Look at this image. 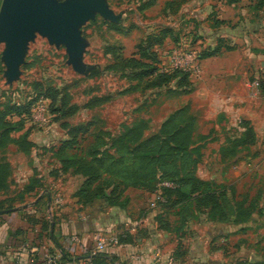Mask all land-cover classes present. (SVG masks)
Returning a JSON list of instances; mask_svg holds the SVG:
<instances>
[{"label":"rangeland","instance_id":"1","mask_svg":"<svg viewBox=\"0 0 264 264\" xmlns=\"http://www.w3.org/2000/svg\"><path fill=\"white\" fill-rule=\"evenodd\" d=\"M106 1L120 20L112 23L96 14L93 20L80 27L81 36L87 43L81 72L68 63L64 46L50 45L46 38L36 34L27 46L19 76L8 83L3 62L4 44H0V114L13 107L23 110L39 93L57 89L61 96H67L71 104L80 107L65 121L74 126L95 120L94 132L105 133V145L101 150L108 152L113 159L118 158L117 162L121 161L119 167L105 171L107 176L113 177L105 194H109L114 185L116 194L112 201H107L102 194L90 200L76 195L84 177L72 169H62L56 151L68 136L60 122L53 121L52 115L50 124L42 129L26 120L22 129L10 131V140L0 147V161L11 163L12 175L27 178L18 185L10 176L3 188L5 191H0V209L39 203L44 210L48 204L53 206L54 213L61 210V216L80 217L86 207L101 212L114 208L137 231L145 221L151 222L154 231L162 232L165 239L170 238L172 251L163 255L184 258L190 243L189 236L186 238V226L190 228L192 218H198L199 214L205 222L214 221L217 214L210 211L209 206H195L193 197L182 202L176 196L179 180L175 176L169 178L175 174L173 169L162 170L160 160L155 156L157 148L151 149L155 156L153 159L146 158L149 150L143 149L131 155L124 154L119 159L115 154L114 140L133 127H138L140 140L155 135L168 139L176 128H185L183 139L191 149L197 148L199 156L197 154L193 159L191 154L188 160L182 159L181 162L186 163L196 176L197 171L205 169L206 163L210 164L209 175L213 176L208 180L210 187L215 191L224 189L231 205L260 206L264 191L256 187L253 164L264 156V85L263 91L252 99L246 85L256 77L264 82V9L255 10L254 2L249 0H239L235 7L237 24L244 25L246 20H250L252 24H259L262 34L260 40H249L251 49L256 51L252 53L251 60L245 61V65L242 63L240 68L241 53L232 55L231 51L241 49L243 43L231 41L222 33H214V30L230 27L232 23H220L217 19V0L195 8H192L193 0ZM191 9L195 14H190ZM243 9L247 13L241 15ZM165 30L167 34L164 37ZM162 37L163 43L158 42ZM144 41L153 44L150 59L146 58L144 62L155 66L157 71L153 77L139 78L141 68L128 64L124 59H140L138 46ZM181 44H188L197 54L202 73L197 77L187 74V80H182V75L178 74L169 82L157 85V74L177 72H161L160 65L169 50ZM211 53L214 55L207 57ZM203 61L208 62V71H204ZM230 95L244 100L245 110L251 111L250 121L241 115L226 117ZM97 97L106 98L102 105L83 108ZM19 117L17 114L8 115L5 120L13 126L14 122L21 120ZM247 127L255 134L249 145L240 143ZM92 141L93 138L88 136L81 143L80 150ZM146 161L150 163L147 165ZM128 167L130 169H126ZM137 171L152 174V180L141 183L132 179ZM162 182L172 183L173 187H162V201L151 208L149 201ZM222 206L226 210V204Z\"/></svg>","mask_w":264,"mask_h":264},{"label":"crops","instance_id":"2","mask_svg":"<svg viewBox=\"0 0 264 264\" xmlns=\"http://www.w3.org/2000/svg\"><path fill=\"white\" fill-rule=\"evenodd\" d=\"M228 1L215 2L219 9L217 19L220 23H232L230 27L214 30V33H222L231 41L244 44L241 49L231 51L232 55L241 53V68L242 63L245 65V61H250L252 53L256 51L251 49L249 40H257L262 34L259 24H252L250 20H246L244 25L237 24L234 16L238 13L234 14V11L239 1ZM202 3H210V0H193L192 8ZM189 11L195 14L194 10ZM245 13L247 10L243 9L241 15ZM206 63L204 71H208ZM249 97L252 99L255 96ZM228 100L230 104L227 109L230 111L226 110V117L241 115L249 121L252 119L251 111L245 110L242 98L230 95ZM9 165L12 169L10 162ZM210 167L206 163L202 172L197 171V177L206 181L213 178L209 175ZM253 167L256 187L264 191V156L255 161ZM12 177L18 185L27 180L15 175ZM88 210L91 209L84 208V215L80 217H64L61 210L54 213L53 206L49 204L45 210L39 203L0 209V264H49L51 260L59 263L90 260L94 264H157L160 258L168 257L164 253L170 254L172 251L170 238L165 239L162 232L154 231L151 222L145 221L137 231L114 208H108L106 212ZM239 210L250 216L238 217L237 221L231 216L225 222H205L200 214L196 219L193 217L190 228L188 225L185 228L186 238H190L186 255L177 258V264H264V200L260 206H239ZM138 232L144 236L138 235ZM108 234L116 235L118 244L104 252H95V239Z\"/></svg>","mask_w":264,"mask_h":264},{"label":"trees","instance_id":"3","mask_svg":"<svg viewBox=\"0 0 264 264\" xmlns=\"http://www.w3.org/2000/svg\"><path fill=\"white\" fill-rule=\"evenodd\" d=\"M238 1L239 0H229L228 2L236 3ZM249 1L254 2L255 10L258 11L264 9V0ZM166 34L167 31L165 30L163 36L165 37ZM164 37L160 38L158 42L163 43L162 40ZM159 44L160 43L156 45ZM152 47V43L149 41H144L140 46H138V54L140 55V59H135L133 57L129 58L128 60L124 59L128 64L141 68L139 78L153 77L157 71L155 66L152 67L150 66L151 64L144 62L146 58L151 56L150 51L152 52ZM212 55L214 54H208L207 57ZM120 61L122 63L123 60L120 59ZM178 74L182 75V80H187V74H183L178 71L171 74H157V76H155L157 77V85L160 83L169 82L171 79L176 78ZM153 80H155V78H153ZM40 98L46 99L48 101L49 113L51 117L54 115L53 121L60 122L61 128L66 131V135L68 136V139L62 142L61 146L56 151V155L59 158L62 169H72L73 172L84 177V181L76 195L78 197L90 200L93 197L102 194L107 201H112L111 199L116 194L117 189L115 185H112L113 189L111 192H109V194H105V191L108 189V186L111 182L110 179L113 180V177L111 178L107 176L105 171L111 170L114 167H119L121 161H118V163L116 161L118 158L113 159L112 156L107 154L108 152L106 153V151L101 150L105 145V133L100 131L94 132L95 128L93 127L96 125L95 120L87 122L84 125L80 124L74 126L65 121L68 117L75 115L80 110V107L78 105L71 104L67 96H61L57 89H47L44 92L39 93L23 110L19 107H13L6 109L4 113L0 114V147H3L10 140L9 133L12 129L23 128L25 121L30 118L32 105ZM105 99L106 98L104 97L93 98L86 105H84L83 108H93L100 106L104 103ZM14 114L20 116L19 118H21V120L14 122L13 126H10V123L5 119L8 115ZM175 115H177V113ZM175 115L172 117V119L175 117ZM137 133L138 127H133L118 137L116 141L114 140L113 145L115 154L119 157V159L124 154L131 155L133 152H137L142 149L149 150V153L146 154V158L153 159L156 156L157 159L159 158L160 160L159 164L162 170L173 169L175 174L170 175L169 178L174 176L178 178L179 186L175 192L176 196L182 202L193 197L192 200L194 204H196L195 206H209L210 211H214L213 213L217 214L218 216V218L214 221L225 222L231 216L234 217V221H237L238 217L240 218L241 216L247 215L248 217L250 216V214L240 213L239 206L244 205H231L228 194L224 189L223 191L213 190L210 187L211 184L208 181L198 178L195 172H191L189 168H187L188 165L186 163L181 162L182 159L188 160L189 155L191 154H193V159H195L198 154L197 148L193 147L191 149L188 142L183 139L184 134L186 135L185 128H176L169 134L168 139L162 138V135H155L146 140H140V135ZM254 135L255 134L253 130L247 127L246 131L243 133L240 143L249 145L252 143ZM88 136H91L93 141L87 144L84 150H80L79 147L81 146V143H83ZM153 147L157 148L158 150V154L155 156L151 151ZM107 160L111 161L107 162ZM125 162L126 161H124V163ZM149 163L150 162L146 161L145 164L148 165ZM193 163L194 161H192V164ZM126 169L130 168L128 167ZM179 171L181 172L180 176H178L180 173ZM151 173H153V171H151ZM11 175L12 170L9 163H7L5 160H1L0 186H2V188H0V191H5L4 189L6 187V183ZM150 177H152V174L150 173L145 174L144 172L137 171L132 179L138 180L141 183H147L148 181L152 180ZM132 179L131 181L134 182ZM106 182L108 184H106ZM223 203H225L228 207V211L227 207L226 210L223 208ZM173 258L177 262V258L179 257L174 256Z\"/></svg>","mask_w":264,"mask_h":264},{"label":"water","instance_id":"4","mask_svg":"<svg viewBox=\"0 0 264 264\" xmlns=\"http://www.w3.org/2000/svg\"><path fill=\"white\" fill-rule=\"evenodd\" d=\"M98 14L117 23L106 0H2L0 5V44H4L5 77L12 83L20 74L27 46L36 34L50 45L64 46L68 63L81 72L86 41L80 27ZM52 229L54 225L52 224Z\"/></svg>","mask_w":264,"mask_h":264},{"label":"built area","instance_id":"5","mask_svg":"<svg viewBox=\"0 0 264 264\" xmlns=\"http://www.w3.org/2000/svg\"><path fill=\"white\" fill-rule=\"evenodd\" d=\"M201 61L198 58L197 54L192 51L188 44H181L178 46H173L172 49L167 53V58L160 65V71L170 72V71H181L189 76L197 77L202 73ZM247 89L250 91L252 96L260 94L262 91V80L255 78L254 80L247 83ZM51 115L48 109V101L46 99H38L31 108L30 111V122L37 128H45L51 122ZM248 167H251V164H247ZM159 188L154 191L150 201L149 206L155 208L159 201H162V192L161 188H170L173 187L172 183L162 182L158 185ZM72 241H76L72 239ZM118 244V237L114 234L101 235L95 239L94 242V251L97 253L104 252L106 249L116 246ZM49 264H92L90 260L82 261H65L63 263L50 261ZM157 264H177L174 258L165 257L160 258L157 261Z\"/></svg>","mask_w":264,"mask_h":264}]
</instances>
